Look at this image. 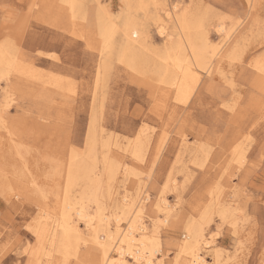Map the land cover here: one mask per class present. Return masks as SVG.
Here are the masks:
<instances>
[{
    "label": "rangeland",
    "instance_id": "rangeland-1",
    "mask_svg": "<svg viewBox=\"0 0 264 264\" xmlns=\"http://www.w3.org/2000/svg\"><path fill=\"white\" fill-rule=\"evenodd\" d=\"M167 9L232 52L212 60L210 76L180 104L159 60L170 42L158 25L173 30ZM99 21L114 23L110 52ZM126 21L139 53L133 68L118 59ZM2 50L17 64L0 69V264H96L83 225L86 243L69 258L50 240L38 244L35 232L60 220L66 196L91 213L99 204L109 217L99 235L115 232L117 213L131 222L143 214L165 264H174L193 218L212 242L200 250L208 264H264V0H0ZM139 130L146 136L136 140ZM163 198L174 221L165 222Z\"/></svg>",
    "mask_w": 264,
    "mask_h": 264
},
{
    "label": "bare ground",
    "instance_id": "bare-ground-1",
    "mask_svg": "<svg viewBox=\"0 0 264 264\" xmlns=\"http://www.w3.org/2000/svg\"><path fill=\"white\" fill-rule=\"evenodd\" d=\"M140 4H139V6H142ZM69 5L71 6V11L74 14L75 13V7H74V5L73 4H69ZM142 8L143 7H141V9ZM143 9H145V8H143ZM175 9H176V7H175ZM167 10H166V15L165 16L167 17L168 22H170V24L172 25V29L173 30L169 33V28H168L167 24L160 23L158 25L159 34L162 37H164L166 39V41H169L170 42L169 43V46H167V48L165 49V52L162 55L159 56V60H160V64L164 67L163 68L161 66L163 68V70H164V73L163 74H165V76L167 78V81L165 83L166 84H169L172 87L171 90H172L173 93H175V99L180 104L183 101V99L188 94H190L192 92V89H194L193 87L198 83V81L200 79H202V78H200V76L202 75V73H204L206 75H209L212 72V69H213L212 68L213 67L212 60L217 59L219 57L217 59V62L218 63L221 62L223 60V58L226 57V55L229 53V49H228V47H226V49L222 50V48H218L217 46H215V47L212 46L209 38L207 37L208 35L203 30H201L200 22L199 23H196V22L188 19L184 15V13L181 16L178 17L176 15V13H175L174 10H172V11L169 10V9H167ZM62 11H69V10L62 9ZM83 16H84V14H83ZM93 16H94V14H93ZM95 16H96V14H95ZM158 16H160V15L158 14ZM194 16H196V15H194ZM81 20H79V21H81ZM112 25L109 24V23H106L104 21H99L98 26H97L99 35L101 37V40H102V43H103V46H104V50H106L107 52H110V50L112 49L113 35H114V33H116V32H114L115 27H113ZM217 27H218V30L217 29L216 30H217V32H219L224 37L223 39L225 41L226 40H230L231 35H230L229 31H227V29L225 28V26L223 24H218ZM123 30L125 31V33H126L129 41H128L127 45L122 49V54L119 55V58L118 59H119V61L121 63H123V64H125V65L133 68V66H135V62L138 59V55H139V53H137L138 51H136L133 47L130 46V43L131 44H136L137 43V41L132 37L133 25L131 23H128L127 22V23L124 24ZM207 33H208V31H207ZM167 44H168V42H167ZM88 51H90V50H88ZM127 52H130L132 54L131 60L127 57ZM107 54H110V53H107ZM229 55L231 56L232 55V52H230ZM237 55H235V56H237ZM235 56H234V58H235ZM103 57H105V56H103ZM234 58H233V61L235 60ZM229 62H230V60H229ZM241 62H239V63H241ZM16 64H17L16 61L13 60L12 58L8 57L7 56V53L5 54V52H3V50L0 51V69L1 70H2V68H4V69H6V71H10V70L12 71ZM233 64H235V63H233ZM253 68L256 69L255 71H257V70L260 71L261 70V68L258 67L257 65H254ZM99 69H100V67H99ZM104 69H105V67H104ZM138 69H140V68H135L136 71H139ZM101 72H103V71H101ZM157 73H159V72H157ZM260 73L262 74V72H260ZM223 75H225V74H223ZM2 76L4 78V75H2ZM104 77H102V78H104ZM139 77H141V76H139ZM97 82H98V80H97ZM158 85H160V84H158ZM96 88H98L97 85H96ZM9 95L6 93V97H8ZM7 99H5V100H6V102L8 101L7 104H9L10 102ZM184 103H185V101H184ZM2 107H4V105ZM2 110L4 111L3 108H2ZM2 115L3 114H2V112L0 110V119L1 120H2ZM2 122H3V125H4V118H3ZM143 133H144L143 130H139L138 133H137V137H136L137 139L136 140L142 139V137H144V135H145ZM91 138H93V137H91ZM88 141H90V139H88ZM202 148H203V146H202ZM16 149L18 151V148H16ZM137 151H139V150H136V152ZM18 153H19V151H18ZM20 157L23 160H25L22 157V154H21ZM119 161H120V159H119ZM27 167H28V165H27ZM73 169L74 168H70L69 169L70 171L68 172L67 183L65 185L66 193H67L68 189H70L71 184H73L72 183L73 180H76L75 178H73V175H72L73 174V171L75 170V169L74 170ZM60 178L58 180V184H59V182L61 184ZM67 195H69V193H67ZM94 196L95 195L92 194V196L88 197V199H90V201H93L95 203V205H96V204H98L97 203V200H96L97 196H96V198ZM215 196H217V195L215 194ZM128 197H130V196H124V199L122 198L123 201L127 203L129 201V198ZM65 198H66L65 199V204L66 205H64V206H66L65 207L66 209L62 211L60 220L59 221H55V222L53 221L52 227H49L48 228L49 225L48 226H44L43 225L37 232H35L36 235H37V239H38V244L39 245L43 244L44 241L46 242V241L50 240L51 241L50 242L51 248H54V246H57L58 247V245H60V250L59 251L63 253V255H64L65 258L68 257V256H70L73 253L76 254L77 251H78V249H79V247H80L79 246L80 245V242L82 241L83 243H86V239L84 238V235L80 231L81 230L80 229V225H83L84 226V229H86L87 232H88L87 233V236L89 237L90 244L92 245V243H93L95 250L98 252L96 264H165V263L162 262V260H160L159 258H157V254L161 252L159 241L155 237L157 235L156 234L157 232L156 231H151L149 233L148 232V229H147V226H145V224L143 222H140V220H141L140 216H142L143 214L140 215V216L138 215L137 218H135L137 220L131 222L129 220L127 221L126 215H124V213L122 215H120V214L117 213V215L115 216V219H114L115 232L114 233H111L112 231L109 230L111 232H105L104 235H99L100 234L99 233L100 232V229L102 227L108 225V222H109V217H107L103 213L102 209L100 207H98L99 204L96 205L97 206V210L95 211V213H91L87 209V206L84 205L83 203L76 204L75 205V204L70 203L71 201L67 200L68 199L67 196ZM211 200H213L212 197H211ZM98 201H99V199H98ZM166 201L167 200H165L163 198V200L160 201V204L163 206V209H164L163 212H165V214H166L165 215V222L166 221L169 222L172 219V216L173 215L170 216V214H171L170 213L171 211L169 210L170 209V206L167 204ZM101 203H102V201H101ZM104 205H105V203H104ZM61 207H63V206H61ZM173 211H174V209H173ZM208 211H209V209H208ZM126 214H128V213H126ZM137 214H141V211H138ZM209 214L207 216H209ZM177 216L178 215H176V217ZM225 218H226V213L225 214L223 213L221 219H225ZM128 219H131V218H128ZM193 219H191L189 222H187V224H186V226L184 228L185 229V233H186L185 238H187V240L177 245V254H176V260H175L174 264H208L206 257L204 256V254L201 253L200 250L210 247L211 244H212V242H210L207 239V237H206V235L204 233V229L205 228L202 229L201 224L198 225V223L195 222ZM122 226H124L123 229H121ZM172 226H174V225H172ZM110 227H111V225H110ZM158 236H159V234H158ZM84 251H85V249H84ZM86 251H88V249ZM87 254L85 253V255H87ZM158 255H160V254H158ZM161 256L164 257L165 255L162 253ZM77 257H78V261H79V256L77 255ZM81 258H82V256H81ZM89 259H92V258H89ZM67 260L69 261V259H67ZM85 263H87V262H85ZM216 263H218V262H216Z\"/></svg>",
    "mask_w": 264,
    "mask_h": 264
}]
</instances>
